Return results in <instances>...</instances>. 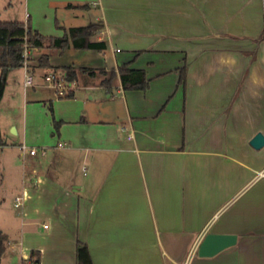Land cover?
<instances>
[{
	"label": "crops",
	"instance_id": "crops-1",
	"mask_svg": "<svg viewBox=\"0 0 264 264\" xmlns=\"http://www.w3.org/2000/svg\"><path fill=\"white\" fill-rule=\"evenodd\" d=\"M22 9L44 36L101 23L90 40L107 46L33 48L29 86L6 55L0 103L9 81L20 103L0 117V136L6 125L40 150L15 189L18 229L0 230V264L32 251L38 264H76L79 242L93 264H264V146L249 144L264 134V44L251 43L264 0H22ZM122 64L144 71L145 90L123 89L118 74L107 89L104 76L83 73L60 97L43 79L67 65ZM208 233L235 238L202 256Z\"/></svg>",
	"mask_w": 264,
	"mask_h": 264
},
{
	"label": "trees",
	"instance_id": "trees-1",
	"mask_svg": "<svg viewBox=\"0 0 264 264\" xmlns=\"http://www.w3.org/2000/svg\"><path fill=\"white\" fill-rule=\"evenodd\" d=\"M101 28V23H89L84 26L69 27L62 36L56 37L44 36L37 31H33L27 22L0 20V99L6 83V70L8 68V59L6 55L9 54L11 56L14 66H22L21 54L24 36H26L28 43H30L31 50L43 46L62 50L69 46H73L76 48H91L102 51L107 46L106 41L90 40V37L97 33ZM261 35L264 38V27ZM38 61L40 67H50L48 56L46 54L41 55ZM62 69L64 70V79L68 82H73L74 84H77L78 82V74L86 73L91 77L96 75L104 76L100 80V84L104 85L107 89L110 88L117 74L120 78L123 89L145 90L148 86L144 71L142 69L129 68L126 64L119 65L117 70L105 68L92 70L84 67H74L72 65L64 66ZM180 74L181 81H184L185 67L181 68ZM59 96H72V89L68 90L64 95ZM59 123V121H54L56 129ZM0 144H4L1 136ZM5 242L6 236L0 232V257L5 250ZM75 256L76 264H93L88 248L84 243H77ZM29 257L35 264H38V257L35 255V251H32Z\"/></svg>",
	"mask_w": 264,
	"mask_h": 264
},
{
	"label": "rangeland",
	"instance_id": "rangeland-1",
	"mask_svg": "<svg viewBox=\"0 0 264 264\" xmlns=\"http://www.w3.org/2000/svg\"><path fill=\"white\" fill-rule=\"evenodd\" d=\"M20 18H23L25 23L27 22V20H25L26 14L24 15L22 9V0H0V20H16ZM261 34L258 38L251 40V43L263 42L264 44V38ZM252 45L253 44L250 45L248 43L244 46L242 45V54L246 57L253 56L255 48ZM21 68L23 67L21 66ZM51 73L52 72L47 71L43 76V79L45 80V77ZM45 81V84L50 85L47 80ZM18 87L19 86L15 81H9L5 87L6 91L4 92L0 103V117H4L5 122H7L10 118L11 106H15L17 104L19 105L20 103V99L18 97ZM15 110V113L18 114L16 122L19 123L20 109L18 108ZM2 133L1 136L5 143L4 145L0 144V230H5V228L9 225L18 229L19 220L17 215L20 212V206L15 207L13 205V197L14 193L17 192L15 189L18 188L24 172H26L29 168V149L31 147L29 144L24 143L26 145V149L22 151L19 147L21 144L20 138L17 137L10 128H7L6 125L3 126ZM34 148L39 149L36 147Z\"/></svg>",
	"mask_w": 264,
	"mask_h": 264
},
{
	"label": "built area",
	"instance_id": "built-area-1",
	"mask_svg": "<svg viewBox=\"0 0 264 264\" xmlns=\"http://www.w3.org/2000/svg\"><path fill=\"white\" fill-rule=\"evenodd\" d=\"M31 48H30V43H28L26 36H24L23 39V49H22V67L25 70V78H24V85L29 86L32 84V76L29 72V64H30V57H31ZM45 80H47L50 85L56 90V93L58 95H64L68 90L72 89L74 87L73 82H68L64 79L63 74L62 75H57L55 73H51L50 75H47L45 77ZM122 130H126L125 127H122ZM132 136L131 132L128 134V137L130 138ZM20 149L24 151L26 149L25 144L19 145ZM43 152V151H42ZM30 154H35L36 149L35 148H30L29 149ZM22 201V196L17 195L14 198V206L18 207L20 206ZM23 264H35L33 260L30 257H27L24 260ZM184 264V263H183Z\"/></svg>",
	"mask_w": 264,
	"mask_h": 264
},
{
	"label": "water",
	"instance_id": "water-1",
	"mask_svg": "<svg viewBox=\"0 0 264 264\" xmlns=\"http://www.w3.org/2000/svg\"><path fill=\"white\" fill-rule=\"evenodd\" d=\"M249 144L254 149L264 146V134L257 131L250 139ZM235 236L221 233H208L198 247V254L209 256L233 242Z\"/></svg>",
	"mask_w": 264,
	"mask_h": 264
}]
</instances>
